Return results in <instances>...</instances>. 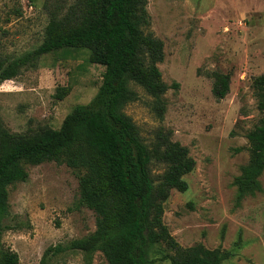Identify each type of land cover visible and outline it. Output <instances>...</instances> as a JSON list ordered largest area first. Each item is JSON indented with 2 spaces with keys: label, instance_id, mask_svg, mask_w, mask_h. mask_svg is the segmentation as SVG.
Returning <instances> with one entry per match:
<instances>
[{
  "label": "rangeland",
  "instance_id": "obj_1",
  "mask_svg": "<svg viewBox=\"0 0 264 264\" xmlns=\"http://www.w3.org/2000/svg\"><path fill=\"white\" fill-rule=\"evenodd\" d=\"M70 2L71 0H66ZM49 0H0V53L16 56L43 38ZM149 30L163 43L157 63L169 86L161 117L151 97L138 85L124 112L142 139L158 130L188 148L193 169L183 177L186 191L172 189L164 202L163 222L183 247L202 243L224 252L221 264H264V170L261 190L236 198L234 178L248 160L246 133L261 114L251 87L264 71V0H147ZM89 51L64 48L45 54L35 69L0 83V121L10 132L27 134L58 128L76 104L95 95L104 67L88 61ZM228 74L227 93H212L211 72ZM68 86L62 99L56 87ZM26 181L8 186L12 226L1 234L15 251L17 264H38L44 250L91 233L95 214L77 206L76 173L65 163L27 166ZM161 166L153 168L156 176ZM57 264H81V252H65ZM100 251L92 264L104 262ZM154 264H170L156 260Z\"/></svg>",
  "mask_w": 264,
  "mask_h": 264
},
{
  "label": "trees",
  "instance_id": "obj_2",
  "mask_svg": "<svg viewBox=\"0 0 264 264\" xmlns=\"http://www.w3.org/2000/svg\"><path fill=\"white\" fill-rule=\"evenodd\" d=\"M51 8L41 42L16 56L0 53V83L22 71L38 67L47 53L64 48L89 51L88 61L104 67L95 95L76 104L58 128L42 127L27 134L8 131L0 121V264H17L18 255L1 242L11 228L8 186L26 181L27 166L45 161L65 163L77 175L76 205L95 214V229L82 237L48 246L38 264H57L65 252H81L82 263L92 264H221L224 252L202 243L180 245L163 222L164 202L170 191L184 192V175L195 164L188 148L158 130L150 142L140 136L123 107L137 97L131 84L151 97L152 109L162 116L168 85L157 63L163 43L149 30L147 0H49ZM212 93L228 91V74L211 72ZM251 87L261 116L247 133L248 160L234 178L236 198L261 190L264 170V71L252 78ZM70 88L58 86L54 98ZM162 171L154 176L153 168Z\"/></svg>",
  "mask_w": 264,
  "mask_h": 264
}]
</instances>
